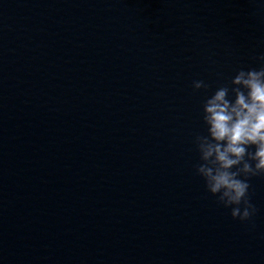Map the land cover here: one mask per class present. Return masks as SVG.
<instances>
[{"label":"water","instance_id":"1","mask_svg":"<svg viewBox=\"0 0 264 264\" xmlns=\"http://www.w3.org/2000/svg\"><path fill=\"white\" fill-rule=\"evenodd\" d=\"M261 54L264 0H0V250L217 200L196 173L192 82L214 91Z\"/></svg>","mask_w":264,"mask_h":264},{"label":"clouds","instance_id":"2","mask_svg":"<svg viewBox=\"0 0 264 264\" xmlns=\"http://www.w3.org/2000/svg\"><path fill=\"white\" fill-rule=\"evenodd\" d=\"M258 68H240L228 84L204 89L200 120L203 133L194 138L199 153L196 173L233 219L247 221L256 213L249 178L264 175V54Z\"/></svg>","mask_w":264,"mask_h":264}]
</instances>
